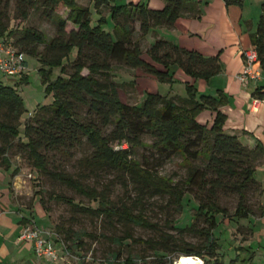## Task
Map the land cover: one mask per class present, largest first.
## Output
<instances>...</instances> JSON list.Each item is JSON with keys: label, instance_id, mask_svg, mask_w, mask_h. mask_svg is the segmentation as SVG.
<instances>
[{"label": "trees", "instance_id": "obj_1", "mask_svg": "<svg viewBox=\"0 0 264 264\" xmlns=\"http://www.w3.org/2000/svg\"><path fill=\"white\" fill-rule=\"evenodd\" d=\"M20 20H26L28 11L37 10L55 23L53 38L45 36L33 28L13 31L8 17L0 14V40L10 44L25 56L38 59L45 67H59L60 75L46 85L52 93V102L40 106L33 117L24 122L23 139L18 131L20 118L24 113L23 102L17 91L0 83V167L8 168L9 150L17 141L16 155L27 154L32 166L40 173H47V155L50 152L68 154L71 149L87 144L92 150L90 165L111 168L127 174L130 179L155 195H168L181 207L184 192L171 182L132 158L133 150L142 146V138L149 135L151 147L169 158L179 154L188 163L186 186L195 188L198 205L196 216L205 217L207 227L199 233L194 225L183 231L205 237L203 248H179L170 251L164 243L154 246V251L166 255L158 260L180 257L201 259L202 264H224L218 257V245L213 236L217 226L216 215L225 214L216 201L218 192L229 190L239 195L234 216L244 219L250 216L245 203L246 192L256 189L261 195L262 185L255 179L257 162L264 159V148L257 141L254 148L242 144L236 135L225 133L227 117L221 107L227 104L222 90L217 95L199 93L192 80L208 81L221 72L218 57H204L198 52L186 50L164 39H155L145 51L141 49V39L155 28H172L176 20L194 11L192 0H164L159 10L148 8L140 1L128 4L120 0H94L93 8L98 19H91L88 8L78 6L76 0H15ZM225 5L240 4V0H224ZM59 6L68 9L66 18L57 14ZM108 8L113 22V34L104 30L107 23L99 11ZM67 23L74 29L66 31ZM139 24V38L133 39L134 24ZM250 42L257 52L258 66L264 73V4ZM42 50L39 51V48ZM75 52L73 59H70ZM26 61V59H25ZM121 65L154 78V83L172 84L176 65L188 77L185 80L186 96L162 95L157 89H145L139 106H129L119 98L118 83L113 72L114 65ZM86 71V74L83 72ZM43 83L47 82L43 68ZM25 73L20 77L26 81ZM136 82V80H133ZM130 83V82H129ZM128 84V83H126ZM258 98L264 96V85L254 90ZM85 109L83 119L79 110ZM209 111L212 117L207 122L198 120L201 113ZM204 160L201 170L194 162ZM59 181L76 192L98 203V208L89 210L109 216L112 212L109 202L94 190H85L74 180L61 174H52ZM54 200L74 205L68 198L54 196ZM264 216V205H260ZM122 213L126 220L150 228L151 225L141 216L132 215L125 206ZM129 239V237H128ZM171 255V256H169ZM214 258L212 263L208 258ZM125 264H133L126 260Z\"/></svg>", "mask_w": 264, "mask_h": 264}, {"label": "rangeland", "instance_id": "obj_2", "mask_svg": "<svg viewBox=\"0 0 264 264\" xmlns=\"http://www.w3.org/2000/svg\"><path fill=\"white\" fill-rule=\"evenodd\" d=\"M93 1L76 0V3L78 6L88 8L91 11V19L95 21L98 19V14L93 8ZM142 1L153 7L160 6L157 3L158 0ZM240 2V4L231 3L227 6L230 21L234 25L233 29H236L239 17L242 20L252 21L256 26L264 0H240ZM56 12L63 18L68 15V9L62 6H59ZM5 13L10 28L13 31L17 30V35L22 28H33L41 32L46 40H50L55 35V23L37 10L30 9L27 19L20 20L15 0H0V14ZM108 13V8H102L99 11L100 16L107 20L103 29L113 34V22ZM207 13L215 17L216 30L213 31V38L218 41V33L229 31V22L227 24L225 20L221 21L220 14L215 8ZM134 26L133 39H137L139 24L135 23ZM71 29H74L73 25L67 23L66 31ZM150 37L154 38V36ZM140 42L142 51L150 45L146 38L141 39ZM226 46L229 50L223 55L226 61L223 65L224 70L235 64L234 56L238 52L227 44ZM41 50L42 47L39 48V51ZM74 56L75 52L70 59ZM25 59L27 61L26 81H21V76L7 77L0 72V83L14 88L23 102L24 113L18 127L23 142L25 141L22 135L25 120L33 117L40 106L52 102V93L46 91V85L60 75L59 67H44L38 59L30 55H26ZM258 67L256 64L255 68ZM41 68L46 72L44 73L47 79L45 83L42 81ZM172 70L174 71L172 84L152 83L144 78L139 79L136 70L116 64L113 66L112 74L118 83L125 84L118 90L120 100L129 106H139L145 92V86H143L145 82L149 83L147 85L151 86V89H157L162 95L172 93V95L186 96L183 80L188 77L176 65L172 66ZM86 73V71L83 72V74ZM260 73L263 77L260 82L263 83L264 73L261 69ZM217 76L211 78H221L220 75ZM201 82V86L206 87L207 90L215 87L214 82L212 84L208 81ZM213 94L216 96L217 90ZM79 116L81 119L84 118L85 109L79 110ZM228 125L229 123L225 124V130ZM250 137H252L250 144L254 146L256 139L253 136ZM152 142L153 139L145 135L142 138V146L133 150L132 158L143 166H151V169L159 176L169 180L173 185H178L184 192L180 208L170 196L153 194L150 190L134 183L121 171L90 165L92 150L85 141L84 144L71 149L67 155L62 152H50L47 155V173L37 171L28 160L27 154L16 155L17 141H13L14 147L8 151L7 156L9 163L18 170L21 179L20 195L16 199L29 214L28 219L24 218L23 227L39 230L42 238L55 251L56 260L47 264H125L128 259L132 260L133 264H168L166 259L158 260L159 256L166 254L160 250H153L154 246H158L157 244H166L172 253L177 252L179 248L199 250L205 246V237L183 231L185 227L192 224L198 233L207 227L204 216L195 217L198 193L195 192V188L185 185L189 171L188 163L179 154L169 158L159 155L151 147ZM205 164L204 160H198L194 162V167L201 170ZM263 165L264 159L256 164L257 169L254 174L256 180L258 178L264 181V172L259 171ZM52 174L65 175L85 190H94L96 194H102L109 202L112 213L107 216L88 211V209L98 208V203L68 187ZM54 196L68 198L74 205L56 201L53 199ZM216 201L218 206L225 210L224 215H216L218 223L213 231L218 245V257L223 259L224 264H264V216L261 215L260 210L262 194L260 195L258 190L252 188L246 192L245 203L251 213L244 219H237L234 216L239 201L237 193L222 190L218 192ZM123 206L132 215H141L151 227L145 228L126 220L122 213ZM33 214H35V222L31 218ZM32 251L35 260L39 262L40 258L33 248ZM206 257L210 263L214 261V258ZM181 258H186V261L200 263L202 261L177 255L173 258L172 264H182V262L185 264L186 261L181 262Z\"/></svg>", "mask_w": 264, "mask_h": 264}, {"label": "crops", "instance_id": "obj_3", "mask_svg": "<svg viewBox=\"0 0 264 264\" xmlns=\"http://www.w3.org/2000/svg\"><path fill=\"white\" fill-rule=\"evenodd\" d=\"M138 1L140 0H120L124 4ZM140 2L147 4L148 8L154 10H159L164 5V0L157 1L160 4L158 7L150 6L142 0ZM193 2L195 4L194 11L180 16L172 28H155L145 38L149 44H152L155 39H164L186 50L198 52L204 57H218L222 67L221 72L218 74L221 78H210L208 80L209 84L214 82L215 87L207 90L206 87L201 86L202 80L200 82L192 80L191 83L195 85L197 90H201L200 92L198 91L199 93L207 95L215 96L213 94L214 91L222 90L227 97V104L221 107V111L227 117L226 124L229 123L225 133L236 135L242 144L250 148H254L257 145L256 141L260 142L264 148V104L261 103L256 109L252 108V100L258 98V96L253 94L254 90L264 85V82H260L263 79L262 74L260 73L261 79L257 83L241 84L237 79L244 66L243 52L253 48L249 35L254 33L256 26L253 25L252 21L242 20L239 17L236 22L237 27L233 29L234 25L230 21L229 9L225 5L224 0H193ZM214 8L218 10L221 21L225 20L227 24L228 22L230 24H228V32L218 33V41L213 38V31L216 27L215 17L213 14H206V12L212 11ZM158 30L160 32H157ZM160 33L163 35H159ZM150 36H154V38L151 39ZM226 44L238 52L234 56L235 64L224 70L223 65H225L226 61H224L223 55L229 50L226 49ZM256 69H259V67ZM136 73L139 79L144 78L152 81V83L154 82L153 77L142 73L140 70H136ZM147 84L149 83H144V89L151 91V86ZM252 84L254 89L251 86ZM198 85L200 87H197ZM168 95L172 96V93ZM211 117V112L204 111L198 120L207 122ZM250 136L256 139L254 146L250 144V138H252ZM259 171L264 172V165ZM257 180L262 185V204L264 205V181L258 178ZM20 181L19 172L13 164H10L8 168L0 167V264H38L39 262L47 264L51 261L45 256L39 257V262H37V259L35 260L32 242L18 241V237L24 228V218H29V214L23 208L24 206L20 205L16 199L20 195ZM31 218L35 222V214Z\"/></svg>", "mask_w": 264, "mask_h": 264}, {"label": "built area", "instance_id": "obj_4", "mask_svg": "<svg viewBox=\"0 0 264 264\" xmlns=\"http://www.w3.org/2000/svg\"><path fill=\"white\" fill-rule=\"evenodd\" d=\"M244 66L237 79L241 84L250 82H259L261 74L259 69L255 68L258 64L257 52L251 48L243 52ZM26 70L25 55L18 52L10 44L0 40V72L7 77L22 76ZM261 103L264 104V96L262 98H254L252 100V108L256 109ZM264 221V220H263ZM19 242L30 241L33 243V249L38 257L45 256L50 261L56 260L55 251L48 245L41 233L37 229L24 227L18 237Z\"/></svg>", "mask_w": 264, "mask_h": 264}, {"label": "bare ground", "instance_id": "obj_5", "mask_svg": "<svg viewBox=\"0 0 264 264\" xmlns=\"http://www.w3.org/2000/svg\"><path fill=\"white\" fill-rule=\"evenodd\" d=\"M180 260H181V262H182L183 260L186 261V258H181ZM182 264H184V263L182 262ZM185 264H202V262L200 263L199 261L187 260V261L185 262Z\"/></svg>", "mask_w": 264, "mask_h": 264}]
</instances>
